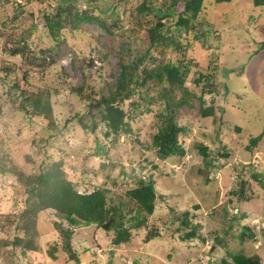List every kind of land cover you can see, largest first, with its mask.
<instances>
[{
  "label": "rangeland",
  "instance_id": "rangeland-1",
  "mask_svg": "<svg viewBox=\"0 0 264 264\" xmlns=\"http://www.w3.org/2000/svg\"><path fill=\"white\" fill-rule=\"evenodd\" d=\"M153 1L162 7L170 2ZM139 2L0 0V264H77L54 227L60 219L53 210H39L27 229L19 218L24 176H35L52 162L79 192L107 189L106 204L121 206L125 226L137 213L127 194L136 180L152 179L157 194L146 222L116 245L113 230L71 227L62 220L63 228H73L69 242L78 264L93 259L97 264H222L233 253L264 263V135L250 144L264 129V7L251 0H204L198 18L212 25L204 38L209 48L189 31V42L180 38L182 50L158 43L147 52V28L158 19L138 10ZM76 7L98 15L104 26L96 19L81 21V12L74 24ZM59 9L62 26L54 37L45 18ZM175 19L160 21H170L171 32ZM140 54V73L164 61L187 66L184 85L195 96L187 97L190 107L176 109L181 155L160 159L151 146L166 115V82L149 79L117 101L124 111L117 130L91 105L114 89L120 58ZM213 66L218 67L210 81L216 85L201 98L213 112L202 116L198 96L204 82L195 78L198 72L210 75ZM172 92L175 98L182 94L177 85ZM36 99L48 103L50 114L34 110ZM198 145L207 147V155ZM190 229L195 237L182 239Z\"/></svg>",
  "mask_w": 264,
  "mask_h": 264
},
{
  "label": "trees",
  "instance_id": "trees-1",
  "mask_svg": "<svg viewBox=\"0 0 264 264\" xmlns=\"http://www.w3.org/2000/svg\"><path fill=\"white\" fill-rule=\"evenodd\" d=\"M72 4L74 0H63ZM231 0H215V2H230ZM256 6L264 7V0H251ZM153 4V5H152ZM204 4V0H170L169 4L165 7L160 5L155 6L153 0H140L137 3V9L144 13L152 12L156 17L152 25L147 28L148 45L147 52L149 49L158 43L165 46H169L172 49L182 50L180 38H186L189 42L188 32L194 33V38H198L195 33H198L200 37L203 38V46L209 48L207 41L204 39L205 36L209 35V30L212 25H207L203 19H199L198 15ZM114 8V7H113ZM112 8V9H113ZM60 9L57 10L54 16H46V24L50 30L51 36L56 37L57 30L62 26V19L60 14ZM81 12L82 20H99L98 15H88L84 9L79 10L76 7V11L73 13L74 18L72 22L74 24L77 21L78 13ZM176 12V13H175ZM176 15L174 21V29L169 32L167 23L170 21H160L164 17H172ZM69 23V21H68ZM73 24V23H72ZM144 56L142 54L137 55L134 59L121 57L120 58V72L117 80L114 82V89H110L107 95L101 96L96 103H91L93 106L99 108L100 118L105 121L114 130L123 123L124 111L119 106V102L123 99H127L131 93L134 91H139L137 87H141L149 79L155 82H166L167 86L163 88V103L164 111L166 115L163 117V122L159 127L158 131L153 135L151 140V146L155 149L156 156L160 159H165L171 155H181L183 150L178 143V134L182 127H180L175 121L176 109L182 106H191L187 101L188 96H195L191 94L187 87L184 85L185 82V72L187 66L185 63L177 61H164L159 62L152 68H142L141 73L138 71V66L142 63ZM186 66V67H184ZM208 68V63L207 66ZM218 66H213L210 70V75L208 72L201 73L198 72V78H195V82H204L202 87L201 95L198 96L200 101V113L202 116L212 114L213 109L211 106L203 107L202 100L204 92H211V88L215 87L216 83H213V77L216 74ZM185 68V69H184ZM202 78V81L200 80ZM211 80V81H210ZM130 83H134L131 86ZM214 84L211 85V84ZM174 85H177V89L181 91V96L175 98L172 90ZM81 88V87H80ZM207 88V90H204ZM119 101L118 103H116ZM33 108L38 113L45 112L50 114V106L48 103H44L39 99L33 102ZM264 135V129L261 133L251 137L250 144L255 145L260 138ZM198 150L201 154L207 155V147L203 145H198ZM207 165L209 161L205 162ZM20 178L23 177L22 173H18ZM256 174H253V177ZM24 202L25 206L19 214V218L23 219L22 227L25 229L29 226L34 225L37 213L39 210L51 209L54 211L55 215L60 219L59 221H54V227H56L61 234L65 237L64 245L71 251L70 256L74 258L75 262L78 264L79 259L77 253L72 250L71 244L69 242L70 236L73 233L71 227H78L90 224H96L100 228L102 224L108 221L110 218L116 219L115 222H111L107 229H104L106 233L110 230L114 231V235L111 239V243L116 245L122 241H127L132 234V229L138 228L147 220V215L151 214L154 209V200L156 197V191L153 186L152 179L138 178L136 180L137 185L127 191L130 199L134 200L137 213L128 219L131 223L127 226L124 225V213L119 204L107 205V189L103 187H94L91 191L79 192L75 187L73 182L68 179L65 172L60 169L59 163L52 162V164L42 171H40L35 176H24ZM144 212V214H140ZM140 215V216H139ZM66 220L70 223L71 227L63 228L61 221ZM133 220V221H132ZM181 228L186 229L187 220L183 219L180 221ZM103 229V228H102ZM245 234L244 230L239 235ZM157 233H153L151 236H156ZM196 232L193 229L185 230L184 234L181 236L182 239H188L195 237ZM251 236L249 232L247 234ZM19 242L17 239L15 243ZM31 241H26V247H30ZM230 261L224 258L222 259V264H264L259 257L254 255H246L244 253H233L230 256ZM89 264H97L95 259H93Z\"/></svg>",
  "mask_w": 264,
  "mask_h": 264
},
{
  "label": "water",
  "instance_id": "water-1",
  "mask_svg": "<svg viewBox=\"0 0 264 264\" xmlns=\"http://www.w3.org/2000/svg\"><path fill=\"white\" fill-rule=\"evenodd\" d=\"M203 174H207V171L205 169V171H203ZM112 222V218H110L108 221H106L105 223L102 224V227L103 229H107V227H109L110 223Z\"/></svg>",
  "mask_w": 264,
  "mask_h": 264
}]
</instances>
